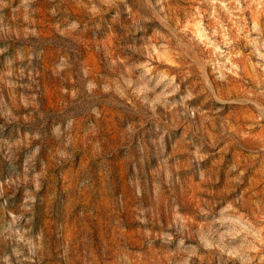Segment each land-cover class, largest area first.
Masks as SVG:
<instances>
[{
	"label": "rangeland",
	"instance_id": "rangeland-1",
	"mask_svg": "<svg viewBox=\"0 0 264 264\" xmlns=\"http://www.w3.org/2000/svg\"><path fill=\"white\" fill-rule=\"evenodd\" d=\"M0 264H264V0H0Z\"/></svg>",
	"mask_w": 264,
	"mask_h": 264
}]
</instances>
